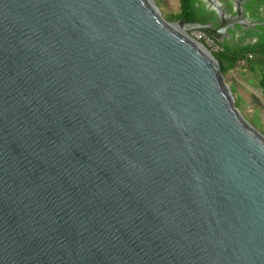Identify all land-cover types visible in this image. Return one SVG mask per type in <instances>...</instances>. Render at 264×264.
Wrapping results in <instances>:
<instances>
[{
	"label": "water",
	"instance_id": "water-1",
	"mask_svg": "<svg viewBox=\"0 0 264 264\" xmlns=\"http://www.w3.org/2000/svg\"><path fill=\"white\" fill-rule=\"evenodd\" d=\"M205 1L0 0V264H264V135L190 35L264 21Z\"/></svg>",
	"mask_w": 264,
	"mask_h": 264
},
{
	"label": "rangeland",
	"instance_id": "rangeland-1",
	"mask_svg": "<svg viewBox=\"0 0 264 264\" xmlns=\"http://www.w3.org/2000/svg\"><path fill=\"white\" fill-rule=\"evenodd\" d=\"M154 1L159 7L163 17L167 21L171 23L178 22L176 20H172V16L176 15L180 11V0ZM170 16L171 19L168 18ZM249 40L251 39L233 43L231 47H240L249 44ZM258 40H261V42L264 41V39L262 40L261 38ZM225 78L233 92L236 104L238 97L241 98L242 104L239 110L241 111L243 116L254 128H256L259 132H262V130H264V92L259 85L260 73L251 72L244 66H238L234 70L230 71L225 76Z\"/></svg>",
	"mask_w": 264,
	"mask_h": 264
},
{
	"label": "trees",
	"instance_id": "trees-1",
	"mask_svg": "<svg viewBox=\"0 0 264 264\" xmlns=\"http://www.w3.org/2000/svg\"><path fill=\"white\" fill-rule=\"evenodd\" d=\"M180 11L172 16V20L191 22L197 20L200 16L196 4L198 0H180ZM171 19V16L168 17ZM263 34L259 38L264 39V27L261 28ZM222 50L214 53V57L219 61L222 73L226 76L230 71L238 66H244L251 72L260 73L259 85L264 92V41L249 43L240 47H231L227 44H221ZM250 55L252 56L250 58ZM239 100V101H238ZM237 106L241 107V98L238 97ZM264 135V130L261 132Z\"/></svg>",
	"mask_w": 264,
	"mask_h": 264
},
{
	"label": "flooded vegetation",
	"instance_id": "flooded-vegetation-1",
	"mask_svg": "<svg viewBox=\"0 0 264 264\" xmlns=\"http://www.w3.org/2000/svg\"><path fill=\"white\" fill-rule=\"evenodd\" d=\"M226 9L230 16H235L234 8L235 3L233 0H218ZM196 7L200 13V16L196 21L200 23H210L215 28L220 25L219 18L213 8H209V4L205 0H198ZM244 12L247 20L254 21H264V0H251L244 4ZM262 27H258V30H245L241 26H234L232 30H228L227 36L223 37V41L221 44L232 45L233 43H237L242 40H249L250 42H256L260 39V35L263 34L261 29ZM253 34V35H251ZM255 42V43H256Z\"/></svg>",
	"mask_w": 264,
	"mask_h": 264
},
{
	"label": "built area",
	"instance_id": "built-area-1",
	"mask_svg": "<svg viewBox=\"0 0 264 264\" xmlns=\"http://www.w3.org/2000/svg\"><path fill=\"white\" fill-rule=\"evenodd\" d=\"M190 35L193 37L195 41L202 44L204 49L210 52L212 55L222 50L221 43L218 40H216L214 37L208 35L203 31H194L191 32ZM251 57L252 56L250 55V58Z\"/></svg>",
	"mask_w": 264,
	"mask_h": 264
},
{
	"label": "crops",
	"instance_id": "crops-1",
	"mask_svg": "<svg viewBox=\"0 0 264 264\" xmlns=\"http://www.w3.org/2000/svg\"><path fill=\"white\" fill-rule=\"evenodd\" d=\"M255 42V41H254ZM254 42H250L251 44H253Z\"/></svg>",
	"mask_w": 264,
	"mask_h": 264
},
{
	"label": "bare ground",
	"instance_id": "bare-ground-1",
	"mask_svg": "<svg viewBox=\"0 0 264 264\" xmlns=\"http://www.w3.org/2000/svg\"><path fill=\"white\" fill-rule=\"evenodd\" d=\"M204 48V47H203Z\"/></svg>",
	"mask_w": 264,
	"mask_h": 264
}]
</instances>
